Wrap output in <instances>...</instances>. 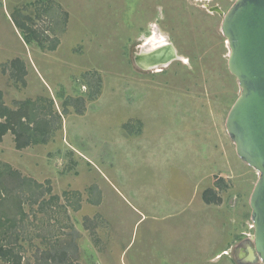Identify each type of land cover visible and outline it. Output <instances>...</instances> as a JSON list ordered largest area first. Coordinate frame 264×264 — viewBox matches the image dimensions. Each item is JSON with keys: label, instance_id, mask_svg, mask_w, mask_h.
<instances>
[{"label": "rangeland", "instance_id": "rangeland-1", "mask_svg": "<svg viewBox=\"0 0 264 264\" xmlns=\"http://www.w3.org/2000/svg\"><path fill=\"white\" fill-rule=\"evenodd\" d=\"M236 1L0 0L3 102L16 110L30 101L55 129L46 144L24 150L10 133L0 143V239L14 252L0 264H241L254 236L253 168L198 180L195 189L134 170L116 146L121 133L153 140L187 116L229 140L241 88L222 24ZM20 22L36 30L32 45ZM154 34L186 61L141 67L137 57L153 48L144 49ZM15 60L22 80L12 75ZM10 170L26 179L23 189ZM211 187L221 205L202 204Z\"/></svg>", "mask_w": 264, "mask_h": 264}, {"label": "water", "instance_id": "water-1", "mask_svg": "<svg viewBox=\"0 0 264 264\" xmlns=\"http://www.w3.org/2000/svg\"><path fill=\"white\" fill-rule=\"evenodd\" d=\"M222 32L229 70L241 88L226 128L238 156L260 176L251 196L254 236L245 242L247 256L240 263L264 264V0H237Z\"/></svg>", "mask_w": 264, "mask_h": 264}, {"label": "crops", "instance_id": "crops-1", "mask_svg": "<svg viewBox=\"0 0 264 264\" xmlns=\"http://www.w3.org/2000/svg\"><path fill=\"white\" fill-rule=\"evenodd\" d=\"M153 95L152 93L151 99ZM174 97L177 98V96ZM160 99L165 104L164 98L160 96ZM147 104L144 101L145 106L143 108L146 111H148L150 106V104ZM137 111L140 112L141 110ZM207 125L203 124L201 116L196 121L188 116L184 119L182 117L177 124L174 123V127L169 125L162 127L163 132L161 133L163 134L155 138L158 141L152 140L146 134L136 140L133 138L126 139L122 137L123 134L121 133V136H119L121 141L117 140L116 142V146L119 149L117 150L118 153H121V161L125 162L128 158L129 162L132 161L135 164V167L132 166L134 170L151 169L158 175V178H162L165 181H171L173 178L186 180V184L190 181L195 189L198 180L204 178L216 177L220 180L227 177L230 180L233 179L236 170H243V172L249 173L251 167L238 156L230 136L229 140L220 139L219 133L213 129L212 125H210V129L206 128ZM117 131L116 136L121 132V129ZM174 131L176 132L174 133ZM122 142L128 144L125 145V148L120 149L119 147L123 146L121 145L123 144ZM188 152L193 153V155H188ZM172 154H174L173 158ZM176 154L178 155L176 156ZM172 162L177 163V165L174 166ZM215 188H203L201 191L203 205H215L207 204L204 201V193L211 191L216 194L217 189ZM216 195L221 197L218 193ZM149 208L155 210V208L159 209L160 206L149 205Z\"/></svg>", "mask_w": 264, "mask_h": 264}, {"label": "trees", "instance_id": "trees-1", "mask_svg": "<svg viewBox=\"0 0 264 264\" xmlns=\"http://www.w3.org/2000/svg\"><path fill=\"white\" fill-rule=\"evenodd\" d=\"M18 26L23 31V36L27 45H32L34 36L37 34L36 30L29 28L22 22L18 23ZM37 36V35H36ZM56 47L50 49L55 51ZM12 75L23 79L26 75L25 67L19 60H15L11 63ZM34 104L30 101L22 102L16 110L8 108L3 102V93L0 91V143L3 142L4 137L7 134L14 136L15 147L17 150H24L32 145L46 144L50 136L55 131L51 122L46 117L38 116L37 109L34 108ZM8 174L12 176L17 182V190L25 187L26 179L22 178L17 172L9 171ZM2 191L7 188H1ZM204 201L207 204L221 205L222 199L211 191L204 193ZM8 221H14L13 219L6 218ZM6 232H4L5 234ZM1 238V237H0ZM0 239V258L11 259L14 256L13 249L6 248L3 244V240ZM18 259V258H17ZM21 258L17 260V264H20Z\"/></svg>", "mask_w": 264, "mask_h": 264}, {"label": "bare ground", "instance_id": "bare-ground-1", "mask_svg": "<svg viewBox=\"0 0 264 264\" xmlns=\"http://www.w3.org/2000/svg\"><path fill=\"white\" fill-rule=\"evenodd\" d=\"M154 35L155 36H151V38L147 39L149 41L145 44L146 47L144 49L148 47L151 48L152 46L153 48L145 50L143 54L137 57L139 65L146 70H150L153 67H158L160 65L167 66L174 60L180 58L173 46L166 41L167 39L165 40L164 35ZM183 60L186 61V59Z\"/></svg>", "mask_w": 264, "mask_h": 264}]
</instances>
